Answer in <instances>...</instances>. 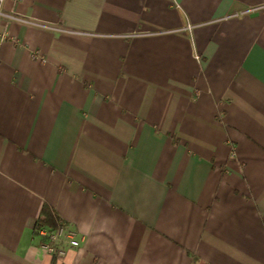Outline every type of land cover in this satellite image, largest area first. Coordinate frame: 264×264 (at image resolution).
Masks as SVG:
<instances>
[{"label":"crops","instance_id":"crops-1","mask_svg":"<svg viewBox=\"0 0 264 264\" xmlns=\"http://www.w3.org/2000/svg\"><path fill=\"white\" fill-rule=\"evenodd\" d=\"M3 10L0 264H264V0Z\"/></svg>","mask_w":264,"mask_h":264},{"label":"built area","instance_id":"built-area-1","mask_svg":"<svg viewBox=\"0 0 264 264\" xmlns=\"http://www.w3.org/2000/svg\"><path fill=\"white\" fill-rule=\"evenodd\" d=\"M6 0H0V18L9 19L12 21H18L21 23L27 24H35L44 28L54 29V30H62L53 27H47L46 25H41L38 23H34L33 21H29L23 17L15 13H6L3 10V5ZM247 11L245 13H249ZM5 36L3 33H0V46L4 41ZM36 236L42 240V247L55 258H63L66 254V247L69 248H77L80 245V241L77 238V232L73 229H69L65 224H58L55 228L49 227H40L36 229ZM60 244V246H59Z\"/></svg>","mask_w":264,"mask_h":264},{"label":"trees","instance_id":"trees-1","mask_svg":"<svg viewBox=\"0 0 264 264\" xmlns=\"http://www.w3.org/2000/svg\"><path fill=\"white\" fill-rule=\"evenodd\" d=\"M46 226H51V227L55 228L56 222L53 219L49 209L47 207H44L42 210L41 216H40L38 222L36 223L35 231H36V229H38L40 227H46ZM35 234H36V232H35Z\"/></svg>","mask_w":264,"mask_h":264}]
</instances>
